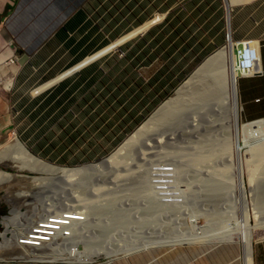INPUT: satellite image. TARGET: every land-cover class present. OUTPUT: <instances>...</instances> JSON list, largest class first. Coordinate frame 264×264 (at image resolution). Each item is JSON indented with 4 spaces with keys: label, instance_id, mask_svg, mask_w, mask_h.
<instances>
[{
    "label": "crops",
    "instance_id": "0c3cea01",
    "mask_svg": "<svg viewBox=\"0 0 264 264\" xmlns=\"http://www.w3.org/2000/svg\"><path fill=\"white\" fill-rule=\"evenodd\" d=\"M227 23L234 41L259 42L262 75L236 84L242 120L264 123V0L231 10L222 0H0V138L38 157L50 155L39 132L82 141L88 159L107 155L223 47ZM56 154L64 161L68 147ZM243 252L240 242L182 245L126 264H247ZM251 259L264 264V238Z\"/></svg>",
    "mask_w": 264,
    "mask_h": 264
},
{
    "label": "rangeland",
    "instance_id": "374dc122",
    "mask_svg": "<svg viewBox=\"0 0 264 264\" xmlns=\"http://www.w3.org/2000/svg\"><path fill=\"white\" fill-rule=\"evenodd\" d=\"M222 1L231 10L232 4L228 0ZM223 45L225 46L216 49L214 53L221 48L228 49L225 37ZM192 72L164 101L170 97L173 99L185 89L193 79ZM218 98L214 92L213 96L202 103L197 100L187 101L178 116L156 123L152 132L153 137L174 135L175 139L163 140L159 146L145 150L143 156L140 153L144 149L140 148L139 152L120 159L100 175L85 176L83 173V176L71 183L72 186L51 182L50 175L42 172L18 171L11 166L0 165V170L18 179L10 182L8 189H0V264H126L132 255L146 250L229 242L233 232L237 231L236 228L243 225L244 219L249 218L250 224L254 225L257 219L253 214L257 212L264 219V158L251 152L264 146V141L246 140L241 143L239 150L236 133L241 135L242 124L256 120H242V108L238 101L239 131L236 130L237 119L235 121L233 108L230 125L227 126L226 115L219 110ZM172 99L165 102L159 113L167 108V103ZM152 113L137 128L159 114ZM197 117L201 119V124L198 129L193 130L189 127V122ZM39 129L42 131L41 127ZM42 135L41 132L35 134L34 142L38 140L43 147L46 146L43 152L50 155L38 157L27 147L24 148L42 162L66 169H81L100 163L116 152L131 136L128 135L117 149L107 155L88 159V156L77 155L79 149L85 146L82 141L39 140L38 137ZM146 135L148 137L149 134ZM147 137L142 140L146 141ZM13 138L18 139L13 134L11 138L3 135L0 138V148ZM228 140L231 142H227ZM19 142L23 145L20 140ZM67 147L69 156L62 161V157L56 152ZM151 163H164L179 170L181 190L188 198L181 208H156L157 202L151 192L148 176ZM34 177L48 179L45 180L47 184L36 194L37 197L34 195V199L28 201L16 196L23 191L36 192L34 184L28 180ZM234 180L236 194L231 189ZM250 188L253 190L252 194L246 193V189ZM146 190L148 191L145 192ZM70 208L78 213H85L86 216L82 225H68V230L71 231L77 226L83 229L77 237L56 246L42 247L31 254L28 250H22L29 254L25 253L21 257L13 253L12 247L2 243V235H7V241L10 240L9 231L15 233L12 234L14 239H19L31 230L33 223L62 214L64 209ZM3 210L5 213H1ZM4 217L7 224L3 222ZM263 237L264 230H258L254 241ZM235 241L239 242V238L236 237Z\"/></svg>",
    "mask_w": 264,
    "mask_h": 264
},
{
    "label": "bare ground",
    "instance_id": "6f19581e",
    "mask_svg": "<svg viewBox=\"0 0 264 264\" xmlns=\"http://www.w3.org/2000/svg\"><path fill=\"white\" fill-rule=\"evenodd\" d=\"M250 0H228V3L232 4V7L238 4L247 3ZM254 45L256 47L257 58L259 59V42L254 41ZM262 70L260 67V59L258 62V70ZM192 80L185 87V91L182 90L176 97L172 99L169 103H167V108L159 113L163 107H161L156 114L153 120L143 124L138 128L134 134H132L119 148L116 152H114L107 159H103L98 164L88 165V167L81 169H66V168H58L55 166H51L37 159L33 155H31L26 148L19 142L18 139L13 138L10 143L0 148V165L3 166H11L16 168L18 171H34V172H42L50 175L49 180L51 182H57L58 185L62 186H72V182L78 180V177L85 176L87 174L90 175H100L106 170L111 168L112 164L117 163L120 159L126 158L127 155L132 153L139 152V149L142 148L144 150L141 151V155L145 154V150L148 148H154L160 145L163 140L169 141L173 140L174 135L171 136H160L161 138L153 137L152 132L156 128V123L164 122L170 117L178 116L181 111L184 110V104L192 100L200 101L201 103L206 99L213 96V93L216 92L217 97H219V107L222 114L226 115L227 126L230 125V117L232 110L234 109V119L236 121V130L239 131L238 125V98H237V73L235 70V55H234V44L228 42V49L222 48L217 51L210 59H208L199 70L194 72L192 76ZM216 88V89H215ZM210 96V97H209ZM234 106V107H233ZM156 116V115H155ZM201 124L200 118H192L191 122H189V127L193 130L198 129ZM241 135L236 133V141L238 142L237 146L240 150V145L244 141L253 140V139H261L264 141V123L262 121H257L248 124H242L241 127ZM146 134H149L148 137ZM147 137L146 141H143L142 138ZM151 142V143H150ZM171 142V141H170ZM229 142V140L227 141ZM231 142V141H230ZM229 142V143H230ZM262 142V141H261ZM264 143V142H263ZM137 147V148H136ZM136 148V149H135ZM148 149V150H149ZM231 149V148H230ZM254 149V148H253ZM252 154L256 156H260L264 158V146L260 148L251 150ZM139 155V154H138ZM232 156V153H231ZM14 159V161H12ZM152 164V163H151ZM150 164V170L148 173L150 180V187L153 197L155 199L156 208L161 207L163 209H171V208H181L184 205V202L188 200L187 196L183 190H181V184L179 183V170L176 168H172L168 164L158 163V164ZM13 175L6 173L0 170V189L9 188V183L12 181H17ZM30 183L34 184L36 190L35 193L32 192H19L16 196L20 197L22 200H31L37 197L36 194L39 190L43 189L47 184L46 178L34 177L29 178ZM46 180V181H45ZM16 183V182H15ZM56 183V184H57ZM176 184V185H174ZM52 185V184H51ZM217 187V186H216ZM23 188V187H22ZM32 188V187H31ZM68 189V188H67ZM232 191L235 192V180L232 183ZM149 190V188H148ZM146 190L145 192H147ZM31 191V190H30ZM35 190H33L34 192ZM62 191V190H61ZM65 191V190H64ZM218 192V191H217ZM246 193H251L253 190L246 189ZM151 194V193H150ZM261 209V208H260ZM264 208H262L263 210ZM70 209H64L62 214L52 215L51 217H46L37 223H48V219H53L51 224H59V230L55 232V235L50 243L41 244L38 247L33 246L34 243L31 242L29 235L30 230L25 232V235L21 236L19 239L13 238V231H9L11 234L10 240L7 241V235H2L1 240L2 243L9 245L12 247L13 253L17 254L20 257L25 253L40 250L42 247H50L51 245H58L60 242H65L73 237H77L82 232V228H75L73 231L68 230L69 226H76L77 224L82 225L85 222L86 216L85 213H78ZM255 215V220L257 219V223L254 225L250 224L249 218L244 219L242 222L243 225L238 226L237 231L233 232L231 239L229 242H237L235 238H239V242L243 245L245 253V261L247 264H251V249L254 241V236L256 231L264 230V219L258 212L253 214ZM257 215V216H256ZM8 218V217H7ZM69 218V219H68ZM4 217L3 222L6 223ZM82 219V220H81ZM5 220V221H4ZM11 220V219H8ZM7 224V223H6ZM118 225V224H117ZM52 226V225H50ZM47 226V227H50ZM56 229V227H51ZM65 231H70L69 236L66 235ZM15 234V233H14ZM6 236V237H5ZM16 237V236H15ZM264 238V237H263ZM256 239V238H255ZM1 243V244H2ZM28 250V252L22 251ZM21 251V252H20ZM12 253V254H13ZM29 254V253H28ZM244 261V262H245Z\"/></svg>",
    "mask_w": 264,
    "mask_h": 264
},
{
    "label": "built area",
    "instance_id": "2783aa9c",
    "mask_svg": "<svg viewBox=\"0 0 264 264\" xmlns=\"http://www.w3.org/2000/svg\"><path fill=\"white\" fill-rule=\"evenodd\" d=\"M231 42L234 44L235 55V70L238 78H250L260 76L263 70H258V62L256 47L253 40L234 41L231 36L230 29H227L225 33V43ZM225 45H223L224 47ZM176 185V184H174ZM177 186V185H176ZM69 219V218H68ZM82 220V219H81ZM53 219L49 218L48 223H33L30 227L29 238L34 243L33 246L38 247L41 244L50 243L55 235V232L59 230V224H51ZM52 225V226H50ZM50 226V227H47ZM51 227H56L53 229ZM70 232V231H69ZM69 232L65 231L69 236ZM74 235H72L73 237Z\"/></svg>",
    "mask_w": 264,
    "mask_h": 264
},
{
    "label": "trees",
    "instance_id": "16d2710c",
    "mask_svg": "<svg viewBox=\"0 0 264 264\" xmlns=\"http://www.w3.org/2000/svg\"><path fill=\"white\" fill-rule=\"evenodd\" d=\"M1 213H5V210L1 211Z\"/></svg>",
    "mask_w": 264,
    "mask_h": 264
}]
</instances>
